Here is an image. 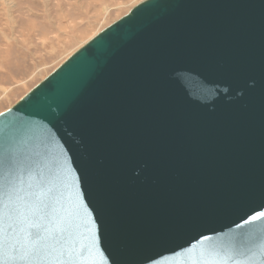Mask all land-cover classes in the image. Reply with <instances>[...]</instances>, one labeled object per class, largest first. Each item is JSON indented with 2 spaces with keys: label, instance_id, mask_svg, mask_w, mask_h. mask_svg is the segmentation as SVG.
<instances>
[{
  "label": "water",
  "instance_id": "obj_1",
  "mask_svg": "<svg viewBox=\"0 0 264 264\" xmlns=\"http://www.w3.org/2000/svg\"><path fill=\"white\" fill-rule=\"evenodd\" d=\"M261 213L264 0H141L0 112V264H264Z\"/></svg>",
  "mask_w": 264,
  "mask_h": 264
},
{
  "label": "rangeland",
  "instance_id": "obj_2",
  "mask_svg": "<svg viewBox=\"0 0 264 264\" xmlns=\"http://www.w3.org/2000/svg\"><path fill=\"white\" fill-rule=\"evenodd\" d=\"M141 0H0V112Z\"/></svg>",
  "mask_w": 264,
  "mask_h": 264
},
{
  "label": "snow or ice",
  "instance_id": "obj_3",
  "mask_svg": "<svg viewBox=\"0 0 264 264\" xmlns=\"http://www.w3.org/2000/svg\"><path fill=\"white\" fill-rule=\"evenodd\" d=\"M260 215H264V213H261ZM257 218H258L257 216H252V217H251L252 220H255V219H257Z\"/></svg>",
  "mask_w": 264,
  "mask_h": 264
}]
</instances>
